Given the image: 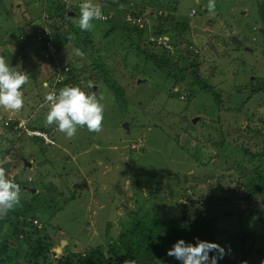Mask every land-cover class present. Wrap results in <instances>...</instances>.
I'll return each instance as SVG.
<instances>
[{
  "label": "rangeland",
  "instance_id": "obj_1",
  "mask_svg": "<svg viewBox=\"0 0 264 264\" xmlns=\"http://www.w3.org/2000/svg\"><path fill=\"white\" fill-rule=\"evenodd\" d=\"M62 1L69 10H78L79 17L83 0ZM116 1L124 5L123 9L129 7L130 12L126 15L122 10L118 14L115 10L106 12L104 6L109 0H93L102 6L105 18L92 22L95 41L92 49L82 51L74 43H67L56 54L52 45L53 50L48 46L44 52L45 57L54 54L53 62L59 72L72 65L69 67L74 79L70 86H80L98 98L103 95L102 131L93 133L86 127L78 128L69 139L56 126H51L48 128L53 132L54 146L41 144L40 149L39 144L33 145L29 141L32 138L25 136L20 137L25 139L22 144L10 147L7 138L15 134L5 131L4 126L12 123L13 130L21 128V131L27 123L45 126L49 111L45 96L56 93L55 69L49 59L40 56L43 54L40 41L39 55L32 52L27 55L15 46L10 36L19 34L21 28L23 34L29 35L37 29H50L42 21L50 1L0 0V56L29 76V83L22 89L24 107L19 112L0 109V164L11 179L19 177L26 183L41 179L44 186L49 182L54 184L56 209L49 222L61 230L54 236L49 256L55 260L78 250L83 243L93 246L98 232L104 238L100 242H111L108 238L116 237L131 221L129 214L176 218L175 203L183 200L187 205L195 202L196 215L200 211L215 216L224 210L222 206L229 212L235 211L237 205L253 213L258 210L257 218L261 220L248 226V229L255 227L257 234L244 245L246 256L242 259L241 252L232 249L217 264H232V261L264 264V252H260L264 248V208L258 207V201L250 204L240 199L246 191L245 178L249 175L246 168L256 159L260 165L264 164V124L258 121L264 118V92L243 101L251 82H264V0H215L214 14L206 8L209 0ZM192 10L195 14H191ZM164 16L168 18L165 23L176 30L174 43L169 44L167 35L168 41H164L167 46L158 42L145 45L144 41L140 45L149 46L151 52L165 47L171 62L184 69L182 76L179 72L168 76L155 70L148 60H141L135 66L127 38L117 32L105 35L113 21L120 22L125 17L129 23L145 26L141 37L147 39L152 28L163 25ZM194 25L209 28L216 34L208 39L194 36ZM232 36L242 44L232 41ZM135 37L132 36L134 40ZM210 42L215 52L208 48ZM246 46L253 51L246 50ZM5 49L10 55L2 53ZM77 49L84 53L82 57L76 54ZM21 56L25 57L24 63L13 65ZM192 58L200 64L203 79L211 90L204 91L201 84L190 85L186 81ZM107 59L113 61L108 63ZM126 59L131 62L127 63ZM95 61L107 64L105 68L116 73L114 77L124 90L123 97L117 99V94L103 84L102 74L97 79L94 77L91 63ZM89 81L93 88L87 87ZM214 91L219 94V103L214 101ZM242 101L245 104L238 110ZM196 116L199 119L192 122L191 118ZM219 133H224L225 144L221 143ZM48 136L45 142L51 141ZM56 151L63 152L65 159L56 158L52 161L54 169H50L46 156L51 153L54 156ZM183 194L191 195V201ZM86 225L89 226L85 231ZM63 238L66 241L61 245ZM233 244L240 245L237 240ZM30 258L24 256L19 264H31ZM48 260L49 257L41 264H49Z\"/></svg>",
  "mask_w": 264,
  "mask_h": 264
},
{
  "label": "trees",
  "instance_id": "obj_2",
  "mask_svg": "<svg viewBox=\"0 0 264 264\" xmlns=\"http://www.w3.org/2000/svg\"><path fill=\"white\" fill-rule=\"evenodd\" d=\"M49 1L50 3L45 10L46 18H43L44 25L50 27V29L47 30L46 37H42L41 40H39L35 32L32 35L23 34V28L19 27L21 28V32L19 34L16 33L14 37L10 36V38L14 39L13 42L15 46L27 55H29L30 52H32V54H38L37 44L39 41L41 42L43 54L40 56L52 62L51 65L55 69L53 84L55 83V91L58 93L60 89L71 85L70 82H73L74 76L70 68L72 65L65 66L63 72H59L56 69V62H53V55L67 43H74L73 45H76L82 51H87L93 48L95 41L92 38L91 31H81L73 23V21L79 18L77 14L78 10H69L65 7V3L62 0ZM122 6L124 5H118L116 0H109L107 6H104V10L106 12L107 9L115 10L116 14L122 10L124 15L130 12L129 7L123 9ZM192 11L195 12V10ZM165 19L167 20L168 18L164 16L162 19L163 25L159 24L156 28H152L150 33L152 35H149H168L170 38L168 42L172 44L174 43L172 39L176 37V30L170 25H167ZM143 29H146V27L129 23V20H126L124 17L120 22L113 21L105 32V35L109 36L117 32L127 38L128 49H132L134 52V54L132 53V57L135 59V66L138 67L141 60L144 62L148 60L152 62L155 70L163 71L168 76L175 72H179L182 76L184 69L181 68L179 64L171 62L170 58L165 54L167 49H165L163 45L160 46L164 47L162 50H156L154 52H151V48H148L149 46L140 45V41H144L145 45H147L148 42H150V44L154 43L152 40L142 39L141 34ZM70 35L73 37L72 39H68ZM134 35L137 41L132 38ZM48 41L51 42L56 52L50 54L51 56L47 55L45 57L44 52L48 51ZM178 50L179 49L176 47L175 51ZM130 52L131 50L126 54L129 55ZM2 53L10 55L8 49H5L4 52L2 50ZM24 59V56L19 57V61H14L13 65L19 62H21L22 65ZM129 59H126L127 63L128 61L131 62ZM106 61L109 63L113 60L107 59ZM106 65L107 64L97 63L96 61L92 62L91 71L95 78L98 77V74H102L101 78H103V84L113 90V92L117 94V99H119L120 96H124V90L117 83L116 77H114L116 73L109 72L108 68H105ZM188 68L191 72L186 81H188L190 85L201 84L202 88L198 86L197 88H201L204 91L212 89L205 79H203L204 74L201 71L200 64L194 60V58L190 60ZM256 82H251L248 87L250 89L249 94L246 95L243 101H248L250 96L264 92V82ZM212 95L214 101L219 103V94L214 91ZM124 101L125 100H122L121 103L123 104ZM243 101L240 102L238 110H241L244 106L245 102ZM125 102L127 105L128 102ZM258 121L264 124V118L260 117ZM4 127L5 131L8 133L12 132L15 134V137L12 138H7L5 136L10 142V147H14L16 144H22L25 139L21 140V136L32 138L29 139V141L33 145L35 143L39 144V147L41 144L42 146L44 144L54 146L53 142H55V140L53 132L44 125L27 123L25 127L22 128V131L21 128L13 130L12 123ZM27 131H40L45 136L49 134L50 137H48L51 141L45 142L44 136L29 135ZM219 137L221 143L225 144L224 133L223 135L219 133ZM10 147L6 150L7 152L10 151ZM1 153L2 152H0V154ZM63 154V152L56 151L54 156L52 153L46 156L50 169L53 168L52 161L56 160V158H64ZM253 162L254 164L248 163L249 166L246 168L247 172H249V175L245 178L246 191L240 199H242L244 203L250 204L258 201V207L264 208V164L260 165V161L257 159L256 162L255 160ZM0 166L2 165L0 164ZM141 169L143 168L141 167ZM6 175L8 176L7 172ZM14 180L21 187L20 204L15 210L10 211L5 217L0 218V264H19L21 258L24 256L31 257V264H41V262L46 261L48 257L49 260L47 262L49 264H180L175 258L167 255V250L180 238H183L185 242H191L193 244H195L197 240L218 244L223 250L220 253L222 255L227 252L228 246L230 245L231 251L232 249H238L243 259L246 256L244 245L254 239V236L257 234L255 227H249L248 229V226H253L255 221L261 220L260 217L257 218V216H259L257 213L258 210L254 209L255 213H253L249 208L245 210L242 205H237L235 211L232 212L226 211L224 206H222L224 210L215 216L204 215L200 211L199 214L196 215L194 201H192L191 205H187L183 200H180L175 203L176 207H178V215L176 218H161L154 215L139 216L135 213L131 216V214H129L131 221L121 228L122 230L116 237L111 236L108 238L111 242L107 244L100 242V240L104 241V238H102L98 232L95 234V240L92 242V244H94L93 246L83 243L78 250L69 251L64 256L53 260L51 256H49L48 250H50L51 245H54V236H58L61 230L54 224L51 225L49 222L55 215L54 201L56 200H54V197L56 196V189L53 186L54 184L49 182L44 186V180L41 179L33 180L28 183H26V180L22 181L19 177H15ZM184 196H188L189 201H191V195ZM142 199L143 198H140L141 201ZM135 202L138 201L136 200ZM228 202H231V200ZM203 203L207 205L205 202ZM219 221L220 223H218ZM218 224H221V226ZM88 226L89 225L85 226V231ZM91 230L93 231V229ZM113 238H115V240H113ZM63 240L65 239L63 238ZM236 240L240 244L238 247L233 244ZM61 242L62 240H60V244ZM83 246H85L84 249H82ZM217 252L218 250L215 248L210 249V255H215ZM260 252H264V248L260 250ZM232 264H234L233 261Z\"/></svg>",
  "mask_w": 264,
  "mask_h": 264
},
{
  "label": "clouds",
  "instance_id": "obj_3",
  "mask_svg": "<svg viewBox=\"0 0 264 264\" xmlns=\"http://www.w3.org/2000/svg\"><path fill=\"white\" fill-rule=\"evenodd\" d=\"M79 7V19L73 23L81 31H91L94 20L105 18L102 6L93 3V0H83ZM206 8L210 14H214L215 0H209ZM191 14L195 12L191 11ZM150 35L147 38L149 40H151ZM165 37L168 41V37ZM72 38L71 35L68 37V39ZM76 54L81 57L84 55L79 49L76 50ZM28 83L29 76L26 72L17 71L4 57L0 56V109L19 112L24 107L22 89ZM44 86L48 85L45 83ZM87 87L93 88L94 84L89 81ZM103 99V95L98 98L95 93H87L80 86H65L58 93L49 92L45 96V101L49 105L45 127L56 126L58 131L64 133L69 139L76 135L78 128L86 127L89 132L99 133L102 131L104 121ZM20 193V185L9 178L6 175V169L0 166V218L19 206ZM212 248L218 250L217 254L210 255ZM222 251L221 246L213 242L197 240L193 244L180 238L167 250V255L175 258L180 264H217L218 259H223V255L220 254ZM227 254H231L230 245L224 253V255Z\"/></svg>",
  "mask_w": 264,
  "mask_h": 264
},
{
  "label": "water",
  "instance_id": "obj_4",
  "mask_svg": "<svg viewBox=\"0 0 264 264\" xmlns=\"http://www.w3.org/2000/svg\"><path fill=\"white\" fill-rule=\"evenodd\" d=\"M192 34H193L194 36H201V37L204 38V39H208V38L213 34V31H212L211 29H209V28H203V27H200V26L194 25V26H192ZM231 40L234 41V42H236V44H238V45H241V44H242L241 40L237 39L236 36H232ZM208 48H210L211 50H213V51L215 52V47H214L213 43L210 42V43L208 44ZM245 48H246V50L248 49L247 46H246ZM140 80H141V79H140ZM197 119H199L198 116L194 117V118L192 119V122H196ZM67 237H68V236L65 235V238H67ZM64 242H65V241L62 240L61 245H62Z\"/></svg>",
  "mask_w": 264,
  "mask_h": 264
},
{
  "label": "built area",
  "instance_id": "obj_5",
  "mask_svg": "<svg viewBox=\"0 0 264 264\" xmlns=\"http://www.w3.org/2000/svg\"><path fill=\"white\" fill-rule=\"evenodd\" d=\"M41 35H43V36H41ZM36 36H37V38L39 40H41L42 37H46L47 36V29L46 28H44L43 30L37 29L36 30ZM150 39L153 42H158V43H163V44H165L164 41L167 40V38L165 36H161V35L151 36ZM47 46H49V48H51L53 50V48L51 47V42L50 41L47 42ZM165 46H167V44H165ZM54 50H55V48H54ZM27 133L29 135H32V134H34V135H42V136H44V138H46V136L43 133H41L40 131H27Z\"/></svg>",
  "mask_w": 264,
  "mask_h": 264
},
{
  "label": "flooded vegetation",
  "instance_id": "obj_6",
  "mask_svg": "<svg viewBox=\"0 0 264 264\" xmlns=\"http://www.w3.org/2000/svg\"><path fill=\"white\" fill-rule=\"evenodd\" d=\"M213 34H216L215 32H213ZM249 52H251V51H253V48H250V47H248V49H247Z\"/></svg>",
  "mask_w": 264,
  "mask_h": 264
}]
</instances>
